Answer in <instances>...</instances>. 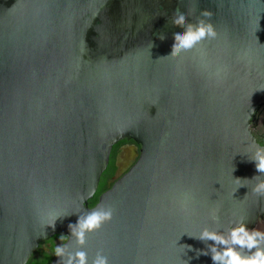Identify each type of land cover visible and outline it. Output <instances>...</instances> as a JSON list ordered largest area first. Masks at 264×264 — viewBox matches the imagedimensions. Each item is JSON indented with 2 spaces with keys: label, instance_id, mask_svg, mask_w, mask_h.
Listing matches in <instances>:
<instances>
[{
  "label": "water",
  "instance_id": "obj_1",
  "mask_svg": "<svg viewBox=\"0 0 264 264\" xmlns=\"http://www.w3.org/2000/svg\"><path fill=\"white\" fill-rule=\"evenodd\" d=\"M190 7L218 34L168 56L184 31L170 17ZM262 105L264 0H0V264H26L100 205L114 215L89 234V264L101 250L110 264H213L197 250L214 242L189 234L264 216L257 181L234 179H264L249 151ZM122 140L140 148L117 168L136 160L90 206Z\"/></svg>",
  "mask_w": 264,
  "mask_h": 264
},
{
  "label": "clouds",
  "instance_id": "obj_2",
  "mask_svg": "<svg viewBox=\"0 0 264 264\" xmlns=\"http://www.w3.org/2000/svg\"><path fill=\"white\" fill-rule=\"evenodd\" d=\"M190 7L189 12L174 10L170 17L171 24L184 29L183 33H174V44L171 54L168 56H179L183 52L192 51L197 46L202 45L204 41L215 39L217 30L212 23L213 12L210 9H204L200 13L197 21L189 23L187 17L193 13ZM161 39L164 35L161 34ZM152 47V44H151ZM251 152L250 159L256 162V169L259 173H264V146L252 145L249 147ZM236 181L256 180L257 183L252 191L258 197H264V179L260 175L252 179L234 178ZM247 185L240 183L239 187ZM84 197L81 198L83 201ZM114 210L110 206H97L87 213L81 214L78 221L69 224L71 236L61 235L62 244H54L51 252L59 257L58 264H89L88 252L82 250L88 243L90 233L101 230L105 223L113 218ZM62 216H56L49 224L45 226L42 233L37 236L46 235V228H55L56 222ZM212 219L219 225V216L213 213ZM201 241H213L207 249L197 250V255L211 254L213 264H264V230L260 228L249 229L245 223V218L241 217L238 222L225 231L219 230V227L212 228L204 226L199 235H191ZM75 237V244L78 250H70V241ZM181 248L191 249V245H184ZM91 264H110L109 258L103 254V250L98 251ZM188 264V261H187Z\"/></svg>",
  "mask_w": 264,
  "mask_h": 264
},
{
  "label": "flooded vegetation",
  "instance_id": "obj_3",
  "mask_svg": "<svg viewBox=\"0 0 264 264\" xmlns=\"http://www.w3.org/2000/svg\"><path fill=\"white\" fill-rule=\"evenodd\" d=\"M250 125H251L252 135L255 137V139L257 140V142L260 145L264 146V105L259 106L255 110V112L253 113V116L251 118ZM132 145H136L138 148H140V146H138V144H136L133 140H126V141H123V142L117 144L115 146V148H116L115 151H114V146H113V148L111 150V154H112V151L115 152V156H114L115 170L108 178H106V188L102 192H104L105 190L110 188L113 185V183L116 180H118L123 174H125L127 172V170L135 162L136 159H134V160L129 159V160H125V161L123 160V162H122L123 168L121 170H119V168H117V166H116V160H117L118 156L124 152V148L130 147ZM111 154H110V160H111ZM110 160H109V163H110ZM106 169L108 170V166ZM102 177L104 179V176H101L100 182L102 180ZM100 182H99V185H100ZM97 191H98V189H97ZM97 191L94 194V196H97ZM255 228H260V229L264 230V216L259 218L257 224L254 227L249 228V229H255ZM54 244H56V245L62 244V241L60 240V237L58 235H53L48 240L40 242L38 247L35 249V251L33 253L36 256H41L42 254L51 255L52 254L51 249H52Z\"/></svg>",
  "mask_w": 264,
  "mask_h": 264
},
{
  "label": "trees",
  "instance_id": "obj_4",
  "mask_svg": "<svg viewBox=\"0 0 264 264\" xmlns=\"http://www.w3.org/2000/svg\"><path fill=\"white\" fill-rule=\"evenodd\" d=\"M123 141H126V140H122L120 142H118L117 144L123 142ZM116 144V145H117ZM114 145V151H115V146ZM112 151V154H111V160H110V163L108 165V170L106 169L101 176H104V179L102 177V180L100 182V185L98 187V191H97V196H94L92 199L89 200V205L90 206H93L94 204H96V202L98 201V198H99V194L106 188V178H108L115 170V162H114V156H115V152ZM58 235L59 237L61 235L59 234H56ZM63 243V241H62ZM55 255L51 254H42L41 256H36L34 253L29 257L28 261L26 262V264H47L49 263L52 258L54 257Z\"/></svg>",
  "mask_w": 264,
  "mask_h": 264
}]
</instances>
